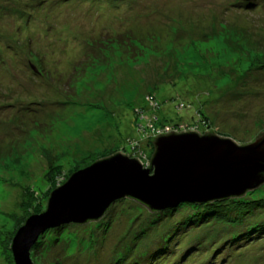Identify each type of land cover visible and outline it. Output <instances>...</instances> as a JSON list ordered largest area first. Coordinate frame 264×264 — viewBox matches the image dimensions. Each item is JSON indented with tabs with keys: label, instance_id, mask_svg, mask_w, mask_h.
Masks as SVG:
<instances>
[{
	"label": "rangeland",
	"instance_id": "374dc122",
	"mask_svg": "<svg viewBox=\"0 0 264 264\" xmlns=\"http://www.w3.org/2000/svg\"><path fill=\"white\" fill-rule=\"evenodd\" d=\"M238 1L0 0V264H15V232L58 179L130 146L149 161L165 123L238 144L264 132V0ZM261 199L264 183L223 199L228 216L185 228L177 222L202 203L149 211L124 197L97 220L45 230L30 258L264 264ZM253 200L261 206L247 210Z\"/></svg>",
	"mask_w": 264,
	"mask_h": 264
},
{
	"label": "water",
	"instance_id": "95a60500",
	"mask_svg": "<svg viewBox=\"0 0 264 264\" xmlns=\"http://www.w3.org/2000/svg\"><path fill=\"white\" fill-rule=\"evenodd\" d=\"M153 145L147 168L117 152L72 172L50 192L45 209L15 232V264H34L30 249L45 230L97 220L124 197L162 211L238 197L264 183V132L246 144L213 133L169 132L155 137Z\"/></svg>",
	"mask_w": 264,
	"mask_h": 264
},
{
	"label": "trees",
	"instance_id": "16d2710c",
	"mask_svg": "<svg viewBox=\"0 0 264 264\" xmlns=\"http://www.w3.org/2000/svg\"><path fill=\"white\" fill-rule=\"evenodd\" d=\"M254 0H251V1H245V0H240V1H238V6H240V5H242L243 7H247V6H252L254 3ZM76 66H78V68L76 69V68H74V72H77V71H82V66H84V64L83 65H76ZM168 123H170V122H168ZM164 125H167L166 123L164 124ZM164 125H162V126H160V127H163ZM169 125H173V126H178L179 125V123H170ZM155 139V138H154ZM154 139L152 138V141H151V143H152V145H153V141H154ZM129 146V145H128ZM137 146H139L138 144H136V148H137ZM154 146V145H153ZM124 147V146H123ZM135 148V147H134ZM133 148V149H134ZM123 150L122 151H126L127 153L131 150V146H130V150H127V148L125 147V148H122ZM121 151V150H120ZM119 151V152H120ZM132 151V150H131ZM94 161H96V160H93V161H91V162H89L88 164H84V165H82V166H80V168L82 167V168H84V167H86V166H88V165H90L91 163H93ZM55 165H53L52 164V162H48V160H46V162H45V176L46 177H48V179L49 180H51V178H52V175H53V167H54ZM72 172H74V171H72ZM71 172V173H72ZM70 173V174H71ZM69 174V175H70ZM69 175L67 176V177H63V178H60V179H58L57 180V184L53 187V189H55L56 187H58L59 185H61L63 182H65L66 181V179L69 177ZM60 181V182H59ZM23 187H25V186H22V188ZM52 189V190H53ZM51 190V191H52ZM50 191V192H51ZM50 192L48 193V195H47V199H48V197H49V195H50ZM23 194V193H22ZM252 203H250V204H248L247 206V210H254V209H256L257 208V206H261V203H259V201L258 200H253V201H251ZM261 202L264 204V199H261ZM47 203V202H46ZM182 205H188V206H191V207H193V208H196L197 209V207H199V205H200V203H186V204H182ZM179 206V205H178ZM177 206V207H178ZM181 206V205H180ZM202 206H203V208H201V210L200 211H196L195 213H194V211H192L191 213H189V214H187V215H185V216H183V217H181V219L177 222V224L179 223V224H183L182 225V227H187V226H194L195 224H198V223H203V222H205V221H207L210 217H214L215 219H217V218H220V217H223V216H228V210H229V203H227V201H222V200H219V201H214V202H209V203H202ZM201 206V207H202ZM45 207H46V205H45ZM179 208V207H178ZM45 209V208H44ZM44 209H38V208H35V210L33 211V212H31V213H29V215L28 216H30V215H32V214H35V213H40L41 211H43ZM177 209V208H176ZM175 210V208H171V209H169V210H167V211H169V212H171V211H174ZM163 211H166V210H163ZM248 213H250V212H248ZM27 216V217H28ZM27 219V218H26ZM25 219V220H26ZM24 220V221H25ZM24 221L22 222V224L24 223ZM264 221H260V222H258L257 224H254V230L255 231H257V230H260L261 229V226L264 224L263 223ZM21 224V225H22ZM20 225V226H21ZM19 226V227H20ZM260 227V228H259ZM55 229V228H54ZM174 232H176V227H175V230H174ZM15 235V234H14ZM170 236H172V234H169V235H167V236H165L164 235V237L166 238V240H168V238L170 237ZM234 238V237H233ZM164 241V240H163ZM168 241H170V240H168ZM41 242H43V241H41V236H39V239H38V242L36 241L35 243H34V250H36L38 247H39V245L41 244ZM165 248H167V245L165 244V245H162V244H159L158 245V247H156L155 249H154V254L152 255V256H154V255H157L158 253H163L164 252V249ZM125 259H126V256H123V255H121L120 257H119V263L120 262H124L125 261Z\"/></svg>",
	"mask_w": 264,
	"mask_h": 264
},
{
	"label": "built area",
	"instance_id": "2783aa9c",
	"mask_svg": "<svg viewBox=\"0 0 264 264\" xmlns=\"http://www.w3.org/2000/svg\"><path fill=\"white\" fill-rule=\"evenodd\" d=\"M184 127L185 126L180 125V124L178 126L166 125V126H163V127H159V129H157L155 131L154 137H157L158 135H164V134L169 133V132H181V131H185ZM196 127H197L196 125H192L191 124V126L188 127V129H189V131H192V130L197 129ZM131 150H133L132 147H131ZM133 154H134L133 156H135L134 158H136L143 167L147 168L149 166L150 159L148 161L147 160V157H145L142 152H139L138 154H135V153H133Z\"/></svg>",
	"mask_w": 264,
	"mask_h": 264
}]
</instances>
